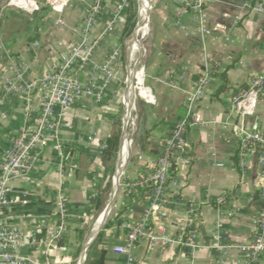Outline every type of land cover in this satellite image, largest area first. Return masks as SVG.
Wrapping results in <instances>:
<instances>
[{
  "label": "crops",
  "instance_id": "1",
  "mask_svg": "<svg viewBox=\"0 0 264 264\" xmlns=\"http://www.w3.org/2000/svg\"><path fill=\"white\" fill-rule=\"evenodd\" d=\"M29 1L38 10L6 8L1 32L13 57L29 67L27 79L33 81L58 66L62 52L77 43L92 0H68L60 14L63 27L55 25L59 14L46 0ZM118 3L108 0L102 6L89 34L92 63H104L118 51L116 80L100 99H82L67 109L36 167L27 179L13 183L28 204L11 209L8 219L27 237L34 232L40 243L23 254L41 256L56 228L61 201L66 222L59 249L52 253L57 264H80L86 243L96 233L95 240L102 234L98 249L106 251L104 264H264V258L250 262L240 250L252 242L254 220L264 211V174L258 164L264 147L245 157L238 148L241 138L264 134V94L249 115L242 116L231 105L253 78L260 76L264 82V0H157L139 64L141 81L136 76L131 80L133 108L127 119L123 95L128 74L123 69L129 56L122 53L125 12L117 16ZM33 16L39 20L30 25ZM33 41L39 43L37 49H32ZM0 71L9 73L7 62H0ZM92 74L91 65L85 64L74 72L83 84ZM220 75L227 88L221 95ZM203 76L208 82L186 136L191 162L171 170L172 183L148 225L151 236L166 242L145 239L119 255L114 249L127 247L126 226L141 222L146 205L148 191L138 184L152 174L164 138L185 113L187 99ZM4 88L0 79V160L10 136L24 123L22 102L6 96ZM32 96L33 108L39 107L40 95ZM114 125L118 147L106 167L102 152ZM124 135L129 145L122 159Z\"/></svg>",
  "mask_w": 264,
  "mask_h": 264
},
{
  "label": "built area",
  "instance_id": "2",
  "mask_svg": "<svg viewBox=\"0 0 264 264\" xmlns=\"http://www.w3.org/2000/svg\"><path fill=\"white\" fill-rule=\"evenodd\" d=\"M108 0H92L78 31L79 39L68 50L60 55L59 65L53 70L45 72L33 81L27 79L29 67L15 59L9 49V43L3 38L1 32L2 13L8 8L32 13L38 10L35 3L29 0H0V62H7L9 73L0 71V79L4 83V93L9 97H16L23 104V126L9 138L10 147L3 153L0 160V264H57L52 259V253L58 251L59 244L64 234L66 222V210L64 204L57 203V225L54 232L44 244L41 256L34 258L25 255L27 248L40 245L35 240L34 232L25 236L18 225L8 219V212L16 207L28 204L13 183L27 179L39 162L40 153L50 144L51 139L56 138V132L63 124L61 118L64 112L73 107L82 99L98 100L102 92L107 89L112 81L116 80L113 67L118 60V51L114 50L108 59L101 64L92 63L91 56L94 43L89 42V34L101 12L102 6ZM68 0H46V6L59 14L55 25L64 26V20L60 16ZM127 8V0H119L116 6L117 16ZM32 49H37L39 43L33 41ZM91 65L93 74L89 80L81 83L74 72L82 66ZM207 77L203 76L197 83L184 106L185 113L175 123L170 133L163 140V152L158 158L152 174L143 180L141 187H151L143 197L146 205L141 222L137 225L126 226L127 247H116L114 251L119 255L128 254L127 248L145 239L166 242L165 238H155L148 232L149 221L154 211L159 207L164 189L172 183L171 170L175 166H188L191 162L187 142V132L190 127V117L194 107L203 96L207 85ZM40 95V105L32 106V95ZM264 94V82L262 77L251 80L247 91L232 98L231 105L242 116L251 114L257 100ZM36 124H32L33 121ZM257 146L264 147V134H253L241 138L239 142V155L245 157L254 153ZM60 151L61 147L57 146ZM258 164L261 174H264V151L258 156ZM223 201V199H222ZM183 232V230H182ZM246 253L250 262H259L264 258V211L260 212L254 220V237L250 244L240 247ZM85 257V249L82 251L79 262ZM69 264V263H59Z\"/></svg>",
  "mask_w": 264,
  "mask_h": 264
},
{
  "label": "bare ground",
  "instance_id": "3",
  "mask_svg": "<svg viewBox=\"0 0 264 264\" xmlns=\"http://www.w3.org/2000/svg\"><path fill=\"white\" fill-rule=\"evenodd\" d=\"M153 3H154L153 0H139V4H140L139 22H138L136 30L132 34L130 51H129L130 53H129V59H128L129 62L127 65L128 80L126 82V89H125V92L123 95L124 100H125L124 101L125 106H126V108H125L126 109V114H125L126 119L128 118L130 111L133 108L132 105H133V97L134 96L132 94V87H131V72L134 69L135 65L140 63V59L144 54L146 38H147L148 28H149L148 27L149 15H150V10L153 6ZM130 120H131V118H130ZM123 137L125 139H124L123 144H122V154H121L122 159L126 156L127 150H128V145H129V141L127 140L126 136L124 135ZM105 215H106V212H105V214H102L99 217V219L95 223L94 227L97 228V226L104 220ZM77 264H79V263H77ZM80 264H82V260H81Z\"/></svg>",
  "mask_w": 264,
  "mask_h": 264
},
{
  "label": "trees",
  "instance_id": "4",
  "mask_svg": "<svg viewBox=\"0 0 264 264\" xmlns=\"http://www.w3.org/2000/svg\"><path fill=\"white\" fill-rule=\"evenodd\" d=\"M134 12L135 11L133 8L132 0H128V7H127L126 12H125V23H124L123 37H127L132 31V28L134 26V17H135ZM38 20H39L38 16H33L31 18V20H29V22H27V23H29L30 25H35V23H37ZM218 77L223 78L222 79L223 84L221 85L220 90L218 91V94L221 95L222 93H224L227 90V88H225L224 77H222L221 75ZM247 90L248 89L245 88L241 91L245 92ZM118 138H119V134H118V130H117V125H114L113 130L111 132V135L106 140L105 147H104L103 152H102V161L106 167L109 166L111 160L115 157L116 150L118 147ZM150 189H151V187L146 188L147 191H149ZM79 235L81 236L82 232H80ZM101 236H102V234L100 233L98 238L91 245L89 252H88V255L86 257V260H85V264H104V260L106 257V251L98 249V246L101 242Z\"/></svg>",
  "mask_w": 264,
  "mask_h": 264
},
{
  "label": "rangeland",
  "instance_id": "5",
  "mask_svg": "<svg viewBox=\"0 0 264 264\" xmlns=\"http://www.w3.org/2000/svg\"><path fill=\"white\" fill-rule=\"evenodd\" d=\"M154 1V3H153V6H152V11H154V9H155V6H156V3H157V0H153ZM132 3H133V8H134V13H135V17H134V26H133V28H132V31H131V33L127 36V37H123V48H122V53H123V57L124 58H128V56H129V51H130V44H131V39H132V34L134 33V31L136 30V28H137V25H138V22H139V16H140V4H139V0H132ZM127 7H128V0H127ZM127 9V8H126ZM126 9L123 11V12H126ZM151 13V12H150ZM123 18H125V17H123ZM148 34H147V38H146V42H147V40L149 39V34H150V28H151V17H150V19H149V23H148ZM4 39H5V37H4ZM79 39V38H78ZM126 60V59H125ZM139 64L140 63H138V64H136L135 65V67H134V69L132 70V72H131V80H132V78H135V76H136V80L137 81H141V76H142V70L140 69V67H139ZM124 67V66H123ZM122 67L121 66H119L118 68H117V72L120 74H122ZM113 70H114V72H116L115 71V66L113 67ZM123 72H124V74L123 75H126V74H128V70H127V68H126V70H124L123 69ZM124 81V80H123ZM132 87V86H131ZM126 88V87H125ZM143 92L144 91H140V94L142 95L143 94ZM74 263H76V260H75V262Z\"/></svg>",
  "mask_w": 264,
  "mask_h": 264
},
{
  "label": "water",
  "instance_id": "6",
  "mask_svg": "<svg viewBox=\"0 0 264 264\" xmlns=\"http://www.w3.org/2000/svg\"><path fill=\"white\" fill-rule=\"evenodd\" d=\"M96 236H97V233L86 243V247H85V257H84V259H83V263H84V261H85V259H86V256H87V251H88V249H89V247H90V245L93 243V241L95 240V238H96Z\"/></svg>",
  "mask_w": 264,
  "mask_h": 264
}]
</instances>
